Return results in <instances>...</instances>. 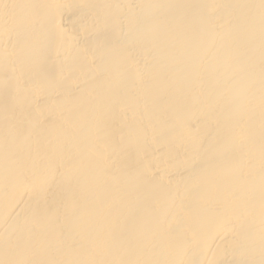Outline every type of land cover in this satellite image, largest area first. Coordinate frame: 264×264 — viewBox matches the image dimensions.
Returning <instances> with one entry per match:
<instances>
[{"label": "bare ground", "instance_id": "6f19581e", "mask_svg": "<svg viewBox=\"0 0 264 264\" xmlns=\"http://www.w3.org/2000/svg\"><path fill=\"white\" fill-rule=\"evenodd\" d=\"M0 264H264V0H0Z\"/></svg>", "mask_w": 264, "mask_h": 264}]
</instances>
